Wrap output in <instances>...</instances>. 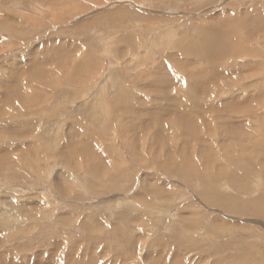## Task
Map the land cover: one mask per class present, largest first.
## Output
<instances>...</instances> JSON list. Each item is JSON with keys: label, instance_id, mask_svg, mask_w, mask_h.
Instances as JSON below:
<instances>
[{"label": "rangeland", "instance_id": "rangeland-1", "mask_svg": "<svg viewBox=\"0 0 264 264\" xmlns=\"http://www.w3.org/2000/svg\"><path fill=\"white\" fill-rule=\"evenodd\" d=\"M261 194L264 0H0V264H264Z\"/></svg>", "mask_w": 264, "mask_h": 264}, {"label": "bare ground", "instance_id": "bare-ground-1", "mask_svg": "<svg viewBox=\"0 0 264 264\" xmlns=\"http://www.w3.org/2000/svg\"><path fill=\"white\" fill-rule=\"evenodd\" d=\"M167 35V34H166ZM165 35V36H166ZM241 38V37H240ZM217 42V41H216ZM217 44V43H216ZM215 44V45H216ZM217 45H221V46H216L215 48H213V50L211 51V52H209V57L211 56V57H217V55H219L220 54V49H222V44H217ZM159 49V48H158ZM226 51V50H225ZM188 52V51H187ZM198 52V51H197ZM204 52V51H203ZM207 52H208V50H207ZM201 54V53H200ZM206 54V53H205ZM203 56V55H202ZM216 59V58H215ZM58 60V59H57ZM207 60V59H206ZM61 62V61H60ZM176 63V62H175ZM64 64V63H63ZM65 66V65H64ZM79 67V66H78ZM216 68V67H215ZM36 69V68H35ZM80 69V68H79ZM62 70V69H61ZM60 70V71H61ZM63 71V70H62ZM70 71V70H69ZM37 72V71H36ZM67 73H68V71H66ZM215 72V71H214ZM217 72V71H216ZM40 73V72H39ZM81 73V72H80ZM218 73V72H217ZM189 75V74H188ZM37 76H38V74H37ZM216 76V75H215ZM71 77V76H70ZM77 78V77H76ZM163 78V77H162ZM216 78V77H215ZM70 79V78H69ZM207 79V78H206ZM201 79H199L198 81H200ZM208 80V79H207ZM75 82V81H74ZM73 82V83H74ZM209 82V81H208ZM198 83H200V82H198ZM207 84V83H206ZM48 86V85H47ZM252 92V91H251ZM24 93V92H23ZM22 94V93H21ZM21 98V97H20ZM25 99V101H26V99L27 98H24ZM23 99V100H24ZM236 106V105H235ZM191 114V113H190ZM80 122V121H79ZM56 126V125H55ZM186 126V125H185ZM21 137V136H20ZM126 138V137H125ZM80 142V141H79ZM208 148V147H207ZM70 149V148H69ZM68 151V150H67ZM47 153V152H46ZM240 153V152H239ZM68 154V153H67ZM64 155V154H63ZM61 156V155H60ZM212 157V156H211ZM215 158V157H214ZM237 160V159H236ZM235 160V161H236ZM239 160H241V159H239ZM69 161V160H68ZM188 162V161H187ZM204 162V161H203ZM212 162V161H211ZM216 162V161H215ZM234 162V161H233ZM237 162L238 161H236V163H235V165L237 164ZM216 164V163H215ZM233 165H234V163H233ZM243 165V164H242ZM231 166H232V164H231ZM237 166H239V165H237ZM244 167V166H243ZM236 168V167H235ZM240 169V168H239ZM198 170V169H197ZM208 170V169H207ZM236 171H238V169L236 170ZM220 172V171H219ZM240 172V171H239ZM241 173V172H240ZM186 175V174H185ZM235 175V174H234ZM236 176V175H235ZM237 177V176H236ZM205 179H207V178H205ZM204 179V180H205ZM213 181V180H212ZM234 181V180H233ZM240 182V181H239ZM259 183V182H258ZM239 184V183H238ZM241 184V183H240ZM154 189V188H153ZM246 190V189H245ZM231 196V195H230ZM234 196V195H233ZM232 197V196H231ZM236 198V197H235ZM231 199V198H230ZM237 199V198H236ZM236 199H234V198H232V201L234 202V201H238V200H236ZM256 199H258V200H260V201H262V203H263V201H264V194H261V196H259L258 198H256ZM211 200V199H210ZM216 200V199H215ZM257 201V200H256ZM255 200H254V203L256 202ZM259 201H257L256 203H258ZM231 204V203H230ZM252 204H253V202H252ZM254 205V204H253ZM256 205V204H255ZM254 205V206H255ZM257 206V205H256ZM241 207V206H240ZM255 208V207H254ZM253 208V209H254ZM261 208V207H260ZM261 210V209H260ZM263 210V209H262ZM244 211H246V210H244ZM263 212V211H262ZM261 212V213H262ZM232 213V212H231ZM245 213V212H244ZM257 213V212H256ZM233 214V213H232ZM263 215H264V213H263ZM259 216V215H258ZM261 217V216H260ZM262 218H264L263 216H262ZM190 230V229H189ZM90 240V239H89ZM193 240V239H192Z\"/></svg>", "mask_w": 264, "mask_h": 264}]
</instances>
